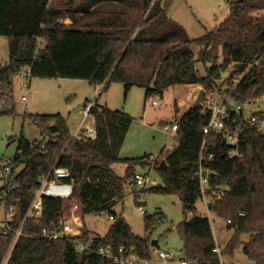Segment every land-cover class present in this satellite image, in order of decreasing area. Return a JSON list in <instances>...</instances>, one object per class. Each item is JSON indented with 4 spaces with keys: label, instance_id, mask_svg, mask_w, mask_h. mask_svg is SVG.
Instances as JSON below:
<instances>
[{
    "label": "trees",
    "instance_id": "trees-1",
    "mask_svg": "<svg viewBox=\"0 0 264 264\" xmlns=\"http://www.w3.org/2000/svg\"><path fill=\"white\" fill-rule=\"evenodd\" d=\"M169 1L121 0L119 10H79L50 7V0H0V36L7 38L8 46V61L0 65V99L10 108L0 114H14L10 79L25 68L39 78L84 79L104 83V87L117 81L126 90L133 85L142 86L148 99L162 97L175 84L204 85L219 91L216 81L227 64L233 63L232 74L243 73L248 67L249 70L232 88L226 89L229 104L245 105L264 96V17L254 15L264 11V0L228 2V15L196 38H190L168 17ZM106 2L112 6L117 0ZM39 39L44 41L42 47L38 46ZM193 44L200 46L197 59L190 49ZM219 51L221 64L216 63ZM196 61L210 63L202 76L194 68ZM96 104L91 107L94 139L72 137L59 114L29 116L42 139H18L11 173L15 188L9 190L7 197V203L16 205V211L9 230H0V264H112L95 253L79 251L77 241L93 248L106 244L123 246L140 257L151 256L150 234L135 235L124 218L112 210L128 188L134 189L135 168L149 164L142 157L116 155L129 115ZM174 109L179 110L176 102ZM209 118V110L194 105L176 120V145L163 158L164 169L159 168V161L153 165L161 184L149 191L176 194L183 214L191 215L178 224L183 257L200 264H220L217 253L212 252L215 241L208 218L194 214L195 203L201 198L196 174L199 152L203 141L210 143L214 161L209 167L217 175L209 176L208 185L224 187L226 193L208 210L225 218L227 229L234 231L233 240H228L225 249L232 252L240 244L238 236L249 233L250 239L243 244L242 251L254 264H264V135L250 130L240 145V155L227 160L221 137H204L202 129ZM114 163L125 165L121 175L112 169ZM55 165L69 170L72 194L67 198L44 197L39 220H26L14 240L33 199L30 191ZM19 166L22 168L14 174ZM133 194L136 199L137 192ZM99 212L112 217L103 236L83 226L79 237H40L43 228H52L72 216L82 218L87 213ZM164 221L160 211L147 215L144 231L151 233ZM156 246L157 243L153 247Z\"/></svg>",
    "mask_w": 264,
    "mask_h": 264
},
{
    "label": "rangeland",
    "instance_id": "rangeland-1",
    "mask_svg": "<svg viewBox=\"0 0 264 264\" xmlns=\"http://www.w3.org/2000/svg\"><path fill=\"white\" fill-rule=\"evenodd\" d=\"M230 1L232 0H170L167 15L180 25L190 38H196L213 29L228 15V2ZM49 6L60 9L119 10L122 8V2L117 0L110 6L96 3L95 0H50ZM254 15L259 18L264 17V11L255 12ZM37 41L39 47L44 45L42 39ZM190 49L194 54V59H197L200 46L193 44ZM222 60L219 51L216 63L221 64ZM7 61V38L0 36V65ZM208 66L210 63L203 64L200 61L194 63L195 70L201 76L205 74V67ZM232 69L233 63H229L227 68L221 72L220 79L216 81V88H219V91L205 88L204 85L175 84L168 87L162 97L155 95L148 99L145 98L144 87L138 85H133L126 90L124 84L117 81H112L104 87V83L97 84L84 79L31 76L27 100L22 101L19 77L13 76L14 114L10 112L0 114V165L5 163L6 159L13 158L21 136L28 141L42 139L38 128L30 122V115L59 114L65 119L68 132L72 135L84 119V103L86 101L87 104L96 102L97 107L105 106L112 111L116 110L129 115L124 140L116 150V155L120 158L142 157V161L149 166H137L136 173L149 174V177L155 179L157 184H161L158 174L152 170V167L156 162L163 160L176 145L174 137L169 134L171 124L176 122L189 107L195 105L194 101L200 90H204L203 99L206 95L216 100L227 96L226 89L229 86L232 88L249 70V67L245 72L235 74L231 73ZM152 100L158 103L153 105ZM175 102L179 106L177 112L174 109ZM9 109V106L0 99V111ZM257 112L264 113V96L243 105V114L246 117ZM92 124L94 125L92 116H88L83 126H92ZM166 125L167 130L164 128ZM111 167L116 174L121 175L125 165L114 163ZM21 168L22 166L16 167L14 174ZM7 175L5 174V177ZM4 184V174L0 169V189ZM150 187L152 185L147 184L144 189H141L133 184L134 189L128 188L123 199L112 210L124 218L135 235L148 236L150 234V239L157 240V248L181 254L182 241L178 234V224L191 215L183 214L176 194L149 191ZM134 190L138 194L136 199L133 194ZM136 201L140 203L137 204ZM138 205L143 208L144 213L138 210ZM156 211L164 214L165 221L156 226L151 233L145 232L144 217ZM5 213V204L0 202V221L4 219ZM194 214H201L208 218L215 244L219 246L220 253L216 255L220 264H254L242 251L243 244L250 239L249 233L240 234L238 236L240 244L232 252H228L225 249L226 244L228 240H233L234 231L227 229L226 219L208 211L201 198L195 203ZM80 220L87 230L100 236L107 232L112 223L110 215L104 212L87 213Z\"/></svg>",
    "mask_w": 264,
    "mask_h": 264
},
{
    "label": "built area",
    "instance_id": "built-area-1",
    "mask_svg": "<svg viewBox=\"0 0 264 264\" xmlns=\"http://www.w3.org/2000/svg\"><path fill=\"white\" fill-rule=\"evenodd\" d=\"M14 76L19 77V88L22 91L20 99L26 101L29 79L31 77L29 69H25ZM12 78L13 76L10 79L11 81ZM157 103L158 102L155 100H152L153 105H156ZM92 105L93 104H86L83 107L84 119L74 132V138L82 140L85 138L94 139L96 137L94 125L83 126V123L88 116H92V120L94 121V117L91 114ZM201 105L210 111L209 121L202 129L204 137L206 138V136L210 134L221 137L222 145L225 147L224 155L227 160L240 155V145L246 140L250 130L253 129L256 133L264 135V115L260 116L252 113L246 117L243 114V105H230L228 95L225 97H219L217 100L206 95ZM177 125V122L172 123L169 131V134L173 136L175 140L177 138ZM164 128L167 130V125ZM42 147H44V145H42ZM210 147V143L205 141L202 142L199 152L198 169L196 172L199 177L201 199L205 203L207 210L209 205L214 204L218 198L223 197L226 193V188L224 187H210L208 185L209 176L217 175V171L212 167H209V164H212L214 161V155L209 152ZM13 167V158L6 159L5 163L0 165V169L4 174L5 182L3 186L4 188L0 193V199L2 203L5 204L6 208L4 219L0 221V230L4 233L9 230V222L12 220L16 211V205L13 203H7L9 190L15 188V185L11 180ZM5 174L8 175L5 177ZM147 184L154 186L157 183L155 179L149 177V174L135 175V185L144 189ZM72 192V178L67 168L55 165L48 174L41 176L38 180V186L30 191L33 199L22 218L21 226L15 231L14 240L21 234V227L26 220H39L44 197L67 198ZM138 210L141 213H144L141 206H138ZM238 214L242 216L243 212H239ZM110 218L112 217L110 216ZM80 219L79 216H72L65 221H61L58 225L52 228H43L40 237L46 239H56L63 236L79 237L83 227V223ZM227 222L230 221L227 220ZM76 245L79 251L86 250L95 253L102 259L110 260L112 264H200L195 260L186 259L182 254L159 249L153 246L150 248V257H140L133 249H125L123 246L115 248L110 244H106L104 246L93 248L89 243H83L81 241H77ZM212 252L217 254L220 253L217 244H215Z\"/></svg>",
    "mask_w": 264,
    "mask_h": 264
},
{
    "label": "water",
    "instance_id": "water-1",
    "mask_svg": "<svg viewBox=\"0 0 264 264\" xmlns=\"http://www.w3.org/2000/svg\"><path fill=\"white\" fill-rule=\"evenodd\" d=\"M203 97H204V90H200L199 93H198V95H197V97L195 98L194 104L195 105H198V106L201 105V103L204 100ZM159 168H161V169H164L165 168V162H164V160H161L160 161ZM156 243H157V240H152L151 246H154Z\"/></svg>",
    "mask_w": 264,
    "mask_h": 264
},
{
    "label": "crops",
    "instance_id": "crops-1",
    "mask_svg": "<svg viewBox=\"0 0 264 264\" xmlns=\"http://www.w3.org/2000/svg\"><path fill=\"white\" fill-rule=\"evenodd\" d=\"M97 1V3H99V1H102V3L104 4L106 1V3H108V1L109 0H96ZM57 79V78H56ZM87 104V101L84 103V106ZM36 115H38V114H36ZM93 125V124H92ZM40 136V135H39ZM72 137H73V134H72Z\"/></svg>",
    "mask_w": 264,
    "mask_h": 264
}]
</instances>
